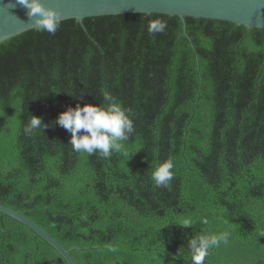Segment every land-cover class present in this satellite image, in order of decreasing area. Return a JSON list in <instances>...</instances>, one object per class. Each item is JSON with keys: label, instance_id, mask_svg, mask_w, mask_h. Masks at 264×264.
I'll list each match as a JSON object with an SVG mask.
<instances>
[{"label": "trees", "instance_id": "1", "mask_svg": "<svg viewBox=\"0 0 264 264\" xmlns=\"http://www.w3.org/2000/svg\"><path fill=\"white\" fill-rule=\"evenodd\" d=\"M153 18L167 21L164 33L149 35ZM184 23L162 14L66 20L55 35L30 30L0 44V205L73 264H190L187 240L198 231L230 233L205 264H264V30ZM104 91L134 123L108 159L73 151L55 124L68 107L102 103ZM30 116L45 127L29 136ZM165 158L175 175L158 188L151 171ZM185 218L196 223L176 224ZM0 264L66 263L0 213Z\"/></svg>", "mask_w": 264, "mask_h": 264}, {"label": "clouds", "instance_id": "2", "mask_svg": "<svg viewBox=\"0 0 264 264\" xmlns=\"http://www.w3.org/2000/svg\"><path fill=\"white\" fill-rule=\"evenodd\" d=\"M17 6L25 9L28 22L33 25L34 29L55 35L61 28L62 20L59 11L52 7H46L41 0H10L7 5L9 9ZM16 19L18 18L16 17ZM167 27L166 20L153 18L148 21L147 32L154 36L164 33ZM102 97V103H84L66 108L58 114L55 124L70 133L68 143L73 151L89 156L98 154L108 159L113 153L121 152L125 148L126 142L134 132V123L130 108L124 107L122 102L108 91H104ZM77 98L82 99L81 94ZM44 127L40 117L30 116L23 132L30 136L36 130L41 131ZM126 155L130 154L126 153ZM174 168L175 164L171 158L157 161L150 176L153 184L158 188L169 187L170 182L174 179ZM195 223L191 218H185L181 223L176 224L191 228ZM199 223L206 225L208 220L202 218ZM194 233L187 240L190 264H205L211 250L221 244H227L230 239V233L227 231L216 233L198 231ZM261 235L264 236V232ZM114 250V248H109V251Z\"/></svg>", "mask_w": 264, "mask_h": 264}, {"label": "water", "instance_id": "3", "mask_svg": "<svg viewBox=\"0 0 264 264\" xmlns=\"http://www.w3.org/2000/svg\"><path fill=\"white\" fill-rule=\"evenodd\" d=\"M10 0H0V44L30 30L25 9H9ZM46 7L59 11L60 19L81 22L85 18L126 14H162L184 18L227 21L245 28L264 30V0H41ZM16 17L18 19H16ZM0 213L30 229L52 247L65 261L73 264L68 251L36 224L21 214L0 205Z\"/></svg>", "mask_w": 264, "mask_h": 264}]
</instances>
